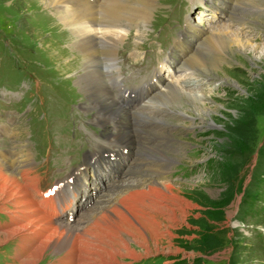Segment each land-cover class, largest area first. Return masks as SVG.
Instances as JSON below:
<instances>
[{"label": "rangeland", "instance_id": "obj_1", "mask_svg": "<svg viewBox=\"0 0 264 264\" xmlns=\"http://www.w3.org/2000/svg\"><path fill=\"white\" fill-rule=\"evenodd\" d=\"M47 1L50 0H0V79L3 71L14 69L21 73V76L12 75L4 85L11 91L18 76L28 84V73L43 80L41 68L47 67L60 83L52 84L55 89L62 85L69 98L79 106L93 104L82 97L75 85L74 75L79 67L72 63L74 54L66 53L60 47L61 43L40 25L38 14L44 8L48 9L44 7ZM256 1L204 0V4H200L201 0H156L155 6L149 8L152 15L147 29L141 27L139 32V28L137 31L131 27L129 33L119 34L125 37L119 47L121 52L137 60L140 50H148L147 61L140 62L142 67L149 69L144 73L146 77H153L159 66L168 70L164 62H168V66L169 62L172 63L179 70L183 61L199 49L207 36L212 38L221 30L231 38L230 48L233 50L222 51L224 64L219 70L208 67L205 73L197 70L196 76H192L191 70H180L175 76L167 71L161 77L164 83L155 89L153 96L167 84L183 85L195 95L205 94V106L211 110L212 118L208 119L209 125L190 107L181 112L184 118L175 110L157 106L161 111L157 119L163 120L162 127L165 128L158 134L159 149L166 153L169 161V158H173L171 162L178 159V164H183L177 169L187 172L189 166L191 172L189 178H174V167L172 171L163 168L160 163L163 156L151 151L147 154L153 155L148 161L156 163L155 169L150 167L153 171L149 165L140 167L138 162L126 171V175L132 171L157 175L172 181L173 185L172 196L162 200H166L165 205L176 207L174 210L160 214L148 208L160 223L159 246H155L149 237L150 254L145 255V248L130 242L142 259L158 256L155 261L140 264H264V8L257 7ZM208 3L215 12L194 13L195 7L203 10V5ZM45 19L51 23V18ZM188 19L192 31L188 29L183 35L187 38L186 46L183 40L182 49L176 46V41L186 31ZM63 36L68 40L72 38L67 32ZM232 36L240 38V44L236 45ZM201 52L210 56L212 51L202 47ZM185 81L189 83L185 85ZM47 136L53 138L54 134ZM64 136L65 141L70 142L71 134ZM73 139L83 141L85 135L80 132ZM88 144L91 149L94 147L90 139ZM175 147L179 153L173 149ZM126 175L116 183L132 177L126 179ZM132 180L140 179L132 177ZM79 222L75 220L73 223ZM157 233L150 235L156 238ZM4 249L8 256L13 252L11 245ZM1 256L0 264H7L5 257ZM47 261L46 264L55 263L50 259Z\"/></svg>", "mask_w": 264, "mask_h": 264}, {"label": "bare ground", "instance_id": "obj_2", "mask_svg": "<svg viewBox=\"0 0 264 264\" xmlns=\"http://www.w3.org/2000/svg\"><path fill=\"white\" fill-rule=\"evenodd\" d=\"M118 1L108 0L106 5L103 4L101 7L102 23L105 24L106 21L107 27H118V29L92 28V23L94 24L96 19L88 20L86 18L92 19V16L97 13V9L83 0H50L44 4V7L58 5V9H56L60 11L59 21L68 26L75 35L74 49L78 52L83 53V50L85 52L84 57L79 61H72L74 66L78 65L77 67H79L74 75V82L82 97L93 103L92 105L103 101L105 107L118 106L116 100L109 96L110 93L101 81L103 75L98 70V67L102 65L95 44L97 38L92 39L87 36L99 34L107 41H112L114 40L113 35L118 37L120 32L129 33L124 27L121 28L119 23L123 21L128 23L132 19L134 25L137 24L138 27L142 25V28L147 29L152 15L148 6L156 3V0ZM237 1L242 3V0ZM64 3L71 6L72 9L67 11L63 9ZM257 4V7L264 8V0H257L255 5ZM125 25L127 24L123 26ZM115 32L116 34H114ZM221 32L222 30L219 33H214L212 38L207 36L199 49L183 61L181 71L191 70L192 76H196L197 70L204 73L209 69L219 70L218 68L224 64L222 51L226 49L233 51L230 48L229 39L231 38L226 37L225 32L223 34ZM232 39L236 45L240 44V38L232 36ZM179 44L178 46L184 49L183 40ZM202 47H208L212 51L213 61H211V55L207 56L201 52ZM188 83L185 81V85ZM206 98L205 94L195 95L183 85L167 84L151 99L155 101L153 103L156 108L159 105L168 107L180 115L182 111L184 112L190 107L196 114L202 115V121L210 125L208 119L212 118V113L205 106ZM117 112L126 113L119 106ZM181 116L186 118L184 114ZM130 140L132 138L128 137L127 141ZM159 153L161 154V152ZM161 155L167 162L166 153ZM28 168L29 165L21 168L20 173L27 172ZM130 176L140 180H132ZM126 179L125 182L115 184L116 189L109 194L108 205H101L98 202L91 214L83 215V219L88 222V225H80L82 220L78 224L64 222L55 224L47 215L43 214L41 203L30 189V186L36 188V184L33 182L24 183L19 179V174L7 162L0 161V211L13 216L12 223L6 226L3 232H0V245L16 237L19 239L16 253L18 263L16 264H38L48 252L59 254L64 250L65 256L53 264H121L118 261L119 257L132 260L142 259L143 256L136 253L130 242L134 241L138 246L145 248V255L150 252L149 237L155 246H159L161 243L158 238L161 236L159 233L160 223L156 221L155 214H152L148 208H152L153 213L160 214H163L164 211L174 210L176 207L165 205L166 200H162L163 197L172 196L173 185L170 180L138 171L129 172ZM140 206H142L141 210H139ZM16 221L17 224H14ZM8 228L11 229L8 230ZM150 233L158 235L155 238Z\"/></svg>", "mask_w": 264, "mask_h": 264}]
</instances>
